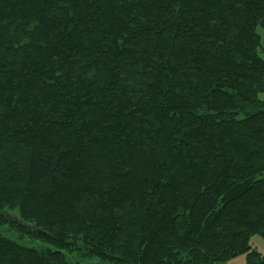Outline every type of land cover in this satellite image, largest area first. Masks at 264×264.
Segmentation results:
<instances>
[{
  "label": "trees",
  "instance_id": "obj_1",
  "mask_svg": "<svg viewBox=\"0 0 264 264\" xmlns=\"http://www.w3.org/2000/svg\"><path fill=\"white\" fill-rule=\"evenodd\" d=\"M259 27L264 0H0V264H264Z\"/></svg>",
  "mask_w": 264,
  "mask_h": 264
},
{
  "label": "rangeland",
  "instance_id": "obj_2",
  "mask_svg": "<svg viewBox=\"0 0 264 264\" xmlns=\"http://www.w3.org/2000/svg\"><path fill=\"white\" fill-rule=\"evenodd\" d=\"M257 33L260 36V47L258 48V53L261 57L264 58V29L258 28ZM259 99L264 101V94L259 95ZM3 233L7 231V233L14 239H18L17 234L14 231H10L8 227L0 229ZM21 245L26 246V247H35L39 248L44 246L43 244H40L36 241H29V240H19ZM250 246L251 248L259 253L261 256L264 255V240L258 236L254 235L250 239ZM76 254V253H73ZM66 262L67 263H72V262H79L81 264H103L99 263L96 259L88 260V259H82L78 257L77 255H70L66 257ZM247 262V257L245 254H240L237 255L231 259H229L226 263L224 264H246Z\"/></svg>",
  "mask_w": 264,
  "mask_h": 264
},
{
  "label": "water",
  "instance_id": "obj_3",
  "mask_svg": "<svg viewBox=\"0 0 264 264\" xmlns=\"http://www.w3.org/2000/svg\"><path fill=\"white\" fill-rule=\"evenodd\" d=\"M6 217H7L8 219H10V220H14V218H13L12 216H10V215H6Z\"/></svg>",
  "mask_w": 264,
  "mask_h": 264
}]
</instances>
